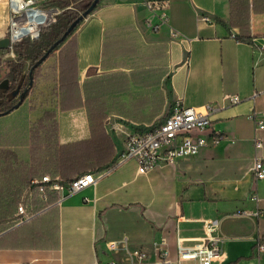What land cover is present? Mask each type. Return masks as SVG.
I'll return each instance as SVG.
<instances>
[{"label": "crops", "instance_id": "0c3cea01", "mask_svg": "<svg viewBox=\"0 0 264 264\" xmlns=\"http://www.w3.org/2000/svg\"><path fill=\"white\" fill-rule=\"evenodd\" d=\"M145 1L102 0L64 43H73L74 61L65 76L68 107L57 108L59 143L91 139L89 115L104 116L94 130L104 164L84 173L113 171L61 204L52 193L41 214L0 238V264H125L133 251L154 264L159 248L177 258L179 238L197 243L206 220L220 221L224 238L225 256L214 264H264L256 250L264 241V179L252 171L256 157L264 160V129L253 118L264 112V0H166L168 23L158 32ZM9 17V0H0V40L8 38ZM179 98L203 112L215 108L213 127L202 134L208 146L147 174L134 161L118 165L125 139L106 119L145 130ZM113 241L119 250L108 249Z\"/></svg>", "mask_w": 264, "mask_h": 264}, {"label": "built area", "instance_id": "2783aa9c", "mask_svg": "<svg viewBox=\"0 0 264 264\" xmlns=\"http://www.w3.org/2000/svg\"><path fill=\"white\" fill-rule=\"evenodd\" d=\"M48 0H9V32L8 38L11 46L18 45L25 40L35 41L41 37L43 31L59 20L63 10L58 6L48 4ZM146 8L157 18V22L149 19L148 24L154 32H158L162 25L168 23L167 9L170 6L166 0L145 1ZM203 21L210 22L209 17H202ZM174 38L181 34L175 29L171 30ZM235 37V36H233ZM264 49V40L261 44ZM232 103H238L239 97H229ZM215 108L211 105L206 107L205 112L193 107H186L182 98L176 100L168 117L158 125L145 130L129 128L124 121H116L112 117L106 119L107 126L114 132L123 134L125 149L120 163L134 161L138 165L140 174H147L156 167L163 164H173L178 159L191 157L198 154L208 146L207 139L203 133L210 131L213 127L211 114ZM257 129H264V112L254 115ZM216 141L218 134L214 131L210 134ZM257 149L263 148L260 138H254ZM114 168L99 173L87 172L72 180H65L60 176L46 174L41 178L31 180L29 186L18 205L17 212L11 227L0 231V237L8 231L23 225L45 209L36 210L35 202H48L52 193L57 195V204H61L69 196L95 185L100 179L107 176ZM257 181L264 179V160L256 157L252 167ZM254 198L258 201V196ZM220 228V221L206 220L204 222L205 235L195 244H186L183 239L178 240V253L176 259H171L169 251L159 248V257L154 264H214L221 262L225 256L222 248L224 238L216 232ZM122 242L126 244L127 239ZM120 242L108 243L110 251L120 249ZM165 242H162L164 245ZM256 250L264 251V241L259 239ZM108 264H118L109 262ZM125 264H151L148 255L142 251H133L130 261Z\"/></svg>", "mask_w": 264, "mask_h": 264}, {"label": "trees", "instance_id": "16d2710c", "mask_svg": "<svg viewBox=\"0 0 264 264\" xmlns=\"http://www.w3.org/2000/svg\"><path fill=\"white\" fill-rule=\"evenodd\" d=\"M72 1L61 0L56 4L61 7H68ZM72 14L60 17L56 24L43 31L39 39L21 45L25 49V59L36 62L40 60L51 46L61 39L71 24L80 17ZM74 32L75 29L66 41ZM65 42L54 50L59 51L57 61L48 64V70L43 71V74L41 67L37 71V78H45L47 82L54 83L52 94L55 100H59L60 109L68 107L65 105V95L66 87L70 84L65 82V76L66 70L71 68L72 61H74V59L71 60L70 53H67L73 43L70 41L64 45ZM15 47L18 50L19 45H15ZM11 74L25 77L23 63L15 65ZM57 111L56 105L54 108L43 110L42 115L30 125L28 133H23L17 128H10L9 126L1 128L0 231H5L11 227L8 222L17 212L21 197L34 178H41L50 174L54 177L61 176L64 179L72 180L87 170L104 164L106 149L100 137L97 136L99 139L94 138V130L96 123L102 124L105 117L89 115L92 129L91 139L60 144ZM49 203L50 199L45 203L36 201V210L46 208L50 205Z\"/></svg>", "mask_w": 264, "mask_h": 264}, {"label": "rangeland", "instance_id": "374dc122", "mask_svg": "<svg viewBox=\"0 0 264 264\" xmlns=\"http://www.w3.org/2000/svg\"><path fill=\"white\" fill-rule=\"evenodd\" d=\"M48 1H49L48 4H51L52 6H58L54 4L55 2L51 0H48ZM93 1L94 0H73L68 7L58 6L63 10L60 17H63L65 15H70L71 13H73L72 15L81 16L89 8V6L93 3ZM86 19L82 20L81 23H83V21H85ZM81 23L75 28V30L78 29ZM28 41H31V40H25L24 42L18 44L19 45L18 50H16L15 46H13V48L11 47L7 49L0 48V83H2L7 77H9L10 73L14 71L15 65H20L21 63H23L24 74L25 75L29 74V71L32 65L36 61L25 59V56H26V53L24 52L25 49L21 45L27 43ZM57 53H58V50L54 51L53 54L47 59L45 64L41 65L40 69L42 70L41 71L42 74H43V71L46 72L48 70L47 69L48 64H51L57 61ZM53 84H54L53 82H47L45 78H36V84L33 90L31 91V93L29 94V97L24 102V104H22L15 111H12L11 113L0 116V130H2L1 128L9 126L10 128H17V130H20L23 133H28V129L30 125L34 123L42 115L43 110L54 108L55 105L58 108L59 100H55L52 94V89L54 87ZM99 172H102V171L100 170L98 171V173ZM36 178H39V177H36ZM15 214L13 215L11 220H9L8 222L9 225H12V221L15 217Z\"/></svg>", "mask_w": 264, "mask_h": 264}, {"label": "flooded vegetation", "instance_id": "af4514ba", "mask_svg": "<svg viewBox=\"0 0 264 264\" xmlns=\"http://www.w3.org/2000/svg\"><path fill=\"white\" fill-rule=\"evenodd\" d=\"M50 56L51 54L49 55V57ZM41 65H43V63ZM41 65H39L34 70H32L31 67L29 74L25 75V77H20L17 75L15 76L10 73L9 77H7L2 83H0V114L1 115H4L7 112L11 113L12 111H15L16 110L15 106L21 101V95L25 91H27L26 95L22 100V104H24V102L29 97V94L31 93V91L33 90L36 84L37 71L41 67ZM31 71H32V75H31ZM1 88H3V90H1Z\"/></svg>", "mask_w": 264, "mask_h": 264}, {"label": "water", "instance_id": "95a60500", "mask_svg": "<svg viewBox=\"0 0 264 264\" xmlns=\"http://www.w3.org/2000/svg\"><path fill=\"white\" fill-rule=\"evenodd\" d=\"M100 0H94L93 3L89 6V8L83 13V15H81L78 19H76L71 26L67 29V31L64 33V35L61 37V39H59L56 43H54L51 48L45 53V55L38 60L33 66H32V70H34L35 68H37L39 65H41L42 63H44L46 61V59L49 57V55L58 47L60 46V44H62L63 42L66 41L67 37L74 31V29L82 22V20L86 19L92 12L95 11V9L97 8L98 4H99ZM11 41L9 38H5L3 40H0V48L1 49H7V48H11ZM31 75H32V71H31ZM6 83V82H4ZM1 90H3V88H1ZM25 91L22 95H21V101L15 106V109L19 108L20 105L22 104V100L24 98V96L26 95ZM13 96V95H12ZM10 112H7L5 114H8ZM4 114V115H5ZM1 116V114H0Z\"/></svg>", "mask_w": 264, "mask_h": 264}]
</instances>
